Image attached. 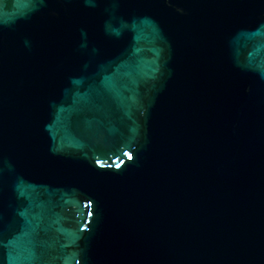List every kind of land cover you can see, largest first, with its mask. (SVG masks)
I'll list each match as a JSON object with an SVG mask.
<instances>
[{"label":"water","instance_id":"95a60500","mask_svg":"<svg viewBox=\"0 0 264 264\" xmlns=\"http://www.w3.org/2000/svg\"><path fill=\"white\" fill-rule=\"evenodd\" d=\"M0 264H264V0H0Z\"/></svg>","mask_w":264,"mask_h":264}]
</instances>
